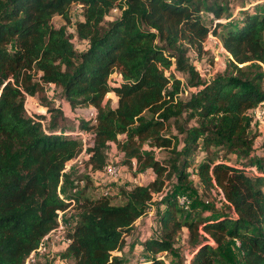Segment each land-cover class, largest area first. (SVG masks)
Wrapping results in <instances>:
<instances>
[{"label": "trees", "instance_id": "16d2710c", "mask_svg": "<svg viewBox=\"0 0 264 264\" xmlns=\"http://www.w3.org/2000/svg\"><path fill=\"white\" fill-rule=\"evenodd\" d=\"M73 5L83 10L75 32L88 44L81 52L68 28ZM114 9L120 15L106 23ZM223 17L228 22H220ZM209 35L230 54V77L203 79L191 63L188 53L194 62L202 59ZM262 67L261 6L233 17L228 0H0V264H25L58 227V212L73 202L77 221L60 263L124 264L127 238L160 196V236L144 242V264H166L160 255L173 251L184 228L190 264H264V163L257 173L253 164L226 161L228 154L253 150L250 111L264 103ZM50 84L62 90L64 105L53 115L29 114L26 95ZM113 93L116 108L107 99ZM78 107L95 108L96 123L73 119L76 126L64 127L67 109ZM191 121L195 126H187ZM76 128L91 133L92 171L103 169L108 147L118 143L127 162L152 171V182L121 190L119 205L104 192L96 199H61L65 170L83 150L70 134ZM146 143L165 158L141 151ZM198 150L205 156L192 164ZM190 174L205 190H221L228 214L186 218L179 196L189 189ZM233 241L237 254L226 245Z\"/></svg>", "mask_w": 264, "mask_h": 264}, {"label": "rangeland", "instance_id": "374dc122", "mask_svg": "<svg viewBox=\"0 0 264 264\" xmlns=\"http://www.w3.org/2000/svg\"><path fill=\"white\" fill-rule=\"evenodd\" d=\"M211 1L213 0H208V2ZM228 3L233 17L240 16L243 10L254 11L257 7H264V0H228ZM119 15V10H113L107 16L106 23L113 21ZM204 18L208 25H214L212 24L211 16L205 15ZM83 20L82 8L79 5H73L71 9L72 24L68 28L69 32L73 34L72 43L78 52L88 47L87 42L78 39L75 33L76 24ZM228 20L223 17L220 22L224 23L228 22ZM53 24L56 27H60L64 22L59 16H56ZM204 47L205 51L202 59L197 62L193 61L195 54L188 53L191 63H195L196 69L203 79H212L219 74L229 77L233 75L230 66L231 56L223 48L221 41L217 37L209 35ZM262 71L264 72V67H262ZM176 75L182 80L187 79V76L181 73H177ZM117 78L119 79V76ZM107 99L110 101L112 108L117 107L118 98L114 93L109 97L107 95ZM184 99L186 101L189 100L188 92L184 95ZM63 105L64 97L62 90L52 85H48L42 93H37L35 96L26 95L25 106L29 114L53 115L55 109ZM90 108L92 107H78L75 110L67 109L69 124L65 123L64 127L71 129L77 125L79 120L86 121L89 118ZM73 119L78 121H72ZM195 124V121H191L187 126H195ZM86 132L90 133L87 130ZM250 134L254 139V144L253 150L248 156L228 154L226 157L225 151H220L219 155L225 156L226 161L230 165L250 167V164H253L252 171L260 173V165L264 163V124L260 122L253 123ZM119 140L121 141L122 137H119ZM141 151H150L159 160L164 159L166 156L159 148L151 147L148 143L143 145ZM196 155V157L191 159L192 164L194 161H200L205 156V153L198 150ZM107 161L113 162L120 167V177L112 179L102 172L95 173L91 170L89 162L85 159L84 155L80 157L79 161L71 162L65 170L66 177L68 178L67 180L66 178L63 179L59 189L63 199H68L72 195H78L80 201L85 198L96 199L101 197L104 191H108L112 204L119 205L123 201L121 190L130 189L136 185H148L155 177L151 170L140 171L135 159L127 162L125 153L120 149L118 143H113L108 147ZM132 161H135L136 165H133ZM191 179L192 183L187 192L179 196V198L183 197L186 199V204L182 205H186L187 219L193 220L199 216L208 217L215 212L229 213L230 210L221 202L219 194L214 192L215 189L205 190L192 175ZM183 198L181 200H184ZM162 199L163 197L160 196L153 208V214L147 215L143 220L136 223L133 233L127 238L126 247L123 251L124 264H139L141 260L146 258L144 242L153 237L160 236L156 218L165 209L164 204L161 202ZM195 207H197V210L193 213L192 209ZM76 218V205L72 204L67 212L62 214L61 224L66 229L71 228ZM56 237H61V235L54 234L52 238L45 241L43 248L46 250L43 253L37 254L34 261L30 262V264H61L59 255L65 250L61 244L63 237L59 239H56ZM210 242L214 243L212 240ZM226 245L233 254L238 253L236 242L233 241ZM192 257L193 252L189 244V233L185 228L175 238L173 251L160 255L161 260H164L166 264H190ZM188 259H190L189 263ZM66 264H74V262L68 261Z\"/></svg>", "mask_w": 264, "mask_h": 264}, {"label": "built area", "instance_id": "2783aa9c", "mask_svg": "<svg viewBox=\"0 0 264 264\" xmlns=\"http://www.w3.org/2000/svg\"><path fill=\"white\" fill-rule=\"evenodd\" d=\"M79 6L81 7V5H79ZM114 10L117 11L118 9H114ZM210 36H212V35H210ZM89 112H90L89 113V118L87 120H92L93 123H96V110H95V108H93V107L90 108ZM250 115H251V117L253 119L252 125L255 122H260V123L264 124V103L260 104L259 106L255 107L254 109H252L250 111ZM70 134L72 136L80 138V140L82 142V147H83V150H82L81 154L74 161H72V163L79 161V159H80V157L82 155H84L85 159L87 161H89L91 154L87 152V148H88V146H89V144H90V142L92 140L91 133H87L86 130H80V129L76 128L75 130L71 131ZM132 164L136 165L135 161H132ZM99 172H102L104 175H106L107 177L112 178V179H116V178L120 177V167L118 165H115L113 162H110V161H107L105 166L103 167V169L101 171H99ZM95 173H97V172H95ZM214 192L219 194V197H220V200H221L222 203L225 202V198H224L223 193L221 192L220 189H217V190L215 189ZM104 194L108 195V191H104ZM59 197L61 199H63L62 194L60 193V190H59ZM181 198H183V197L179 198L181 204H186V199L183 198L184 200H181ZM73 204H75V203L73 202ZM185 207H186V205H185ZM67 210L66 211H62V212L61 211L58 212V215H59V217H58V221H59L58 227L54 231H52L49 235H47L46 237H44L42 239L39 248L37 250L33 251L29 255V257L27 258L25 264H30V262L34 261V258H35V256L37 254L43 253L46 250L45 248H43L44 242L47 241L48 239L52 238L54 234L61 235V237H63V239L61 241L62 246L64 247L65 250L68 248L69 243H70L68 232L76 224L77 218H76V220H75V222H74V224L72 225L71 228H67L66 229L65 227H63L62 224H61V217H62V214L67 212ZM152 211L153 210H150L148 215H152L153 214ZM156 220H157V218H156ZM61 237H56V239H59ZM145 261H146V258L141 260V262L139 264H144ZM189 261H190V259H188V263H189Z\"/></svg>", "mask_w": 264, "mask_h": 264}, {"label": "crops", "instance_id": "0c3cea01", "mask_svg": "<svg viewBox=\"0 0 264 264\" xmlns=\"http://www.w3.org/2000/svg\"><path fill=\"white\" fill-rule=\"evenodd\" d=\"M253 126V125H252Z\"/></svg>", "mask_w": 264, "mask_h": 264}]
</instances>
